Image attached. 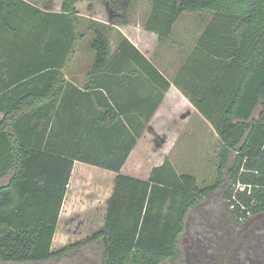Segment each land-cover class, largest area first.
<instances>
[{
  "label": "trees",
  "instance_id": "1",
  "mask_svg": "<svg viewBox=\"0 0 264 264\" xmlns=\"http://www.w3.org/2000/svg\"><path fill=\"white\" fill-rule=\"evenodd\" d=\"M83 1H105L113 28L131 23V0H62L58 11L29 0H0V178L7 177L0 185V259L46 261L98 243L106 264L181 259L187 216L216 187H202L195 175L178 173L168 157L148 179L121 172L172 82L122 37L114 52L117 61L131 62L154 90L141 102L149 106L139 110L143 120L134 124L121 97L105 83L113 78L114 53L109 33L93 18H88L95 53L89 82L83 88L68 79L85 37L77 9ZM202 11L213 16L173 82L216 130L220 181L215 186L227 176L225 198L237 219L247 218L264 212V0H152L143 27L161 40L184 12ZM82 100L101 110L90 123L96 132L91 137L105 144L103 150L83 148L82 141L91 137ZM181 101L187 99L180 92H170L158 113ZM174 135L169 133L170 146ZM76 160L116 172L114 190L103 226L54 251ZM237 183L246 186L235 195Z\"/></svg>",
  "mask_w": 264,
  "mask_h": 264
},
{
  "label": "rangeland",
  "instance_id": "2",
  "mask_svg": "<svg viewBox=\"0 0 264 264\" xmlns=\"http://www.w3.org/2000/svg\"><path fill=\"white\" fill-rule=\"evenodd\" d=\"M29 1L44 9L60 10L61 4H59V1L62 0ZM55 5L58 6L56 7ZM151 7L152 0H131L128 10L129 18L131 22H133L131 24L137 26L138 22H142V20L149 15ZM77 9L80 15H82L81 30L85 33V37L77 46L75 56L70 64L66 77L80 87L84 88L89 82V75L95 58V53L90 47L94 34L90 30L91 22L88 18L100 21L99 26L105 32L109 33L113 53H116L121 39L125 35L121 32V38L117 41L113 37L112 31L110 30L113 29V27L107 24L110 22V13L107 9V3L105 1L79 2L77 4ZM209 14L210 11H202V13L184 12L181 18H179L178 24L175 25V33H177L182 24L190 22L188 26L186 25V28L189 27L190 40H193V37L199 31V26H202L206 22V18ZM115 53L112 55L110 62V71H112V73L128 71L130 74L134 75L133 72H138L136 67L128 60L117 61ZM142 77L143 89L145 90V93H147V97L151 95L154 90L150 81L144 75H142ZM130 80H138L140 82L141 78L138 79L133 77L130 78ZM120 82L121 78L114 76L113 78L106 79L105 81L107 87L109 86L112 89H114L115 86L117 87L113 90L116 93L117 99L121 97L118 88L120 87ZM153 95H156V93ZM81 108V112L85 113V116L89 120L87 122L89 124L87 129L88 131L90 130L88 136L96 137L95 126L91 125L90 119L95 114H99L101 112L100 108L97 107L95 102L84 100H82ZM188 110H190L189 113H187V110L185 111V109H182L178 104H173L167 111L157 114L158 116L154 118L153 115L155 114V111L150 119V124H148V127L144 130L142 137L138 140L137 144L131 151V155L126 161L125 170L149 176L151 170L155 166L161 165L164 162L165 157H168L178 173L193 174L197 177L200 186L213 187L219 179V137L210 122L202 114H200L195 107L192 109L189 108ZM89 111L92 112L91 116H87ZM258 113L259 108L254 112V115L257 116ZM169 133H175L171 146L168 144L170 143L168 141ZM93 137H91V139L85 138L82 141L83 148L89 145L92 151H94L97 147L98 149L100 148L103 150L105 144L101 140L93 139ZM81 175H84V172L76 170V180H80ZM94 175L96 174L94 173ZM91 179V173H89V175L87 174L84 178V180L87 181V183L89 182V184L91 183ZM104 180L108 181L107 178H104ZM5 181L6 180L3 179L0 182ZM229 184V179L226 177L223 186L216 189V191L212 194L210 201L203 204V207L207 209L212 207L217 209L219 207V199L221 196L224 197L223 192ZM224 202L226 203V200H224ZM227 210L230 211L228 207ZM217 213L219 215V211H217ZM251 214L253 215V213ZM192 215L196 222H191L192 224L190 225L189 238H181L180 241L182 261L176 262L172 260H165L162 264H185L188 257L187 254L189 253L191 256L194 253V250H196L191 246V236L195 237L197 235L196 231L199 230V218L194 212ZM84 219L85 221H82L79 216H75L73 219L68 221H62L61 230L57 236L58 245H61L66 241L70 244L80 239L83 240L84 235L90 231L93 226V223L88 221L86 215L84 216ZM205 232L206 237H211L213 234V232H209L207 230ZM80 234L82 235L79 236ZM184 241H187L188 243L187 248L185 247L186 245ZM203 243H205L203 246L204 249L207 241L204 240ZM204 251H206V254H210L214 252V248H206ZM103 255V246L101 243H98L85 245L82 248L71 250L60 257L51 258L46 261L4 262L0 259V264H106ZM204 264L208 263L205 262Z\"/></svg>",
  "mask_w": 264,
  "mask_h": 264
},
{
  "label": "crops",
  "instance_id": "3",
  "mask_svg": "<svg viewBox=\"0 0 264 264\" xmlns=\"http://www.w3.org/2000/svg\"><path fill=\"white\" fill-rule=\"evenodd\" d=\"M59 4H61V1H59ZM212 16L213 14L210 13L209 16H207L206 18V22L202 26H199V31L193 37V40H190L189 27L186 28V25L188 26L190 22L187 24H182L177 33H175V25L179 22L177 21L173 27L171 34L160 40L156 33L149 32L144 29L143 24L145 23L147 17L144 18L142 22H138L137 26L132 25L131 23L133 22L125 26L114 25V28L111 29V31L116 41L121 38L122 32L147 58L151 60V62L157 67V69L160 70L172 82V86L166 95H168L172 91L173 93L180 92L187 99L186 103L188 105L185 103V101H181V103L183 102L184 104L179 103L178 105L182 109H186V106L192 109L195 106L174 84L173 81L179 76L183 65L190 57L193 49L195 48L204 29L210 22ZM110 73L114 77L121 78L120 87H118L119 93L121 95V104L123 105L124 111L129 116H133V123L139 124L141 120H143V117L139 115V110H143V112H146L149 109L148 105H141L142 100H144L147 95V93H145V90L143 89V74L139 72H133V75L130 74L128 71ZM133 77H136L138 79L141 78V81L139 82L138 80H130V78ZM184 79L185 78H183V80ZM116 88L117 87L115 86L114 89ZM166 95L164 99L166 98ZM162 102L158 106L155 114L153 115L154 118L158 116L157 114H159L158 111L161 108ZM68 106V108H72L73 111L75 110V103H70V105ZM2 118L3 113L0 112V121L2 120ZM140 138H138V140ZM125 166L126 162L121 169L122 173L141 179H148V175H140L137 172L126 171ZM76 170L84 172V175L80 176V180H76ZM89 173H91L92 175L90 184L89 182L87 183V181L84 180L85 176L87 174L89 175ZM94 173L96 175H94ZM116 175V172L107 168L88 164L78 160L75 161L72 176L68 185L66 196L64 198L56 232L54 235L52 250H60L65 246H68L81 240L80 239L78 241H74L70 244L66 241L61 245H58L57 236L59 234V231L61 230L62 221H68L70 219H73L75 216H79L82 221H85L84 216L86 215L88 221L93 223V226L91 227L90 231H88L84 235V239L92 235L94 232L99 230L101 226H103L107 214L108 201L112 196L114 190ZM104 178H107L108 181L104 180ZM3 179L7 181V177L0 178V181ZM5 182H0V185ZM81 235L82 234H80L79 236Z\"/></svg>",
  "mask_w": 264,
  "mask_h": 264
},
{
  "label": "flooded vegetation",
  "instance_id": "4",
  "mask_svg": "<svg viewBox=\"0 0 264 264\" xmlns=\"http://www.w3.org/2000/svg\"><path fill=\"white\" fill-rule=\"evenodd\" d=\"M225 178L221 184L215 186L220 181L219 177L213 186L216 188L196 204L187 216L185 231L180 237L179 245L181 238H189L191 222H196L192 215L193 212L199 218V230L196 231L195 237L191 236V246L196 250L191 256L189 253L187 254L185 264H204L205 262L208 264H264V212L237 219L232 206H229L225 198L227 188L223 192L224 197L221 196L219 199L217 209L203 207V204L210 201L216 189L223 186ZM223 198L226 200L227 206ZM227 207L230 211L227 210ZM217 211H219V215ZM206 230L213 232L211 237L205 236ZM204 240L207 241L204 249L212 247L214 252L206 254L203 249ZM184 243L187 248V241ZM172 261L180 262L182 258Z\"/></svg>",
  "mask_w": 264,
  "mask_h": 264
},
{
  "label": "built area",
  "instance_id": "5",
  "mask_svg": "<svg viewBox=\"0 0 264 264\" xmlns=\"http://www.w3.org/2000/svg\"><path fill=\"white\" fill-rule=\"evenodd\" d=\"M246 185H244V184H242V183H237L236 185H235V195H236V193H237V191L238 190H242L244 187H245ZM235 195H234V197H235ZM234 207V205H232V208ZM244 207V206H243ZM242 218V217H241Z\"/></svg>",
  "mask_w": 264,
  "mask_h": 264
}]
</instances>
